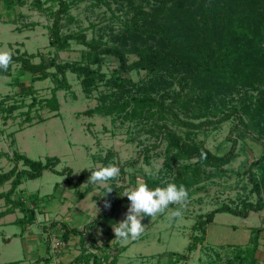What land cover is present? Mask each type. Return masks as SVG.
I'll list each match as a JSON object with an SVG mask.
<instances>
[{
    "label": "rangeland",
    "instance_id": "rangeland-1",
    "mask_svg": "<svg viewBox=\"0 0 264 264\" xmlns=\"http://www.w3.org/2000/svg\"><path fill=\"white\" fill-rule=\"evenodd\" d=\"M11 8L6 7V0H0V49L15 53L17 50L37 54L33 62H39L41 56L57 55L59 61L86 62L84 53L87 48L75 41L71 42L68 50L57 52L49 44L50 26L53 19L46 9L39 10L37 1L43 3V8H58L57 0H10ZM70 12L73 20L63 21V32L84 31L89 39H102L109 45H115L127 52L130 61L138 58L134 51L145 43L152 44V40L131 31L129 28L133 10L126 0H109L110 6L98 0H71ZM146 9H152L158 4L156 0H134ZM191 6L196 10L201 0H173ZM50 8V9H49ZM8 11V12H7ZM18 64L13 63L11 75L0 76V100L6 98V104L14 101L22 102L23 107L16 109L5 121L4 112L0 110V172L8 171L14 161L6 154L13 155L18 150L36 159L47 156H59L61 163L58 169L70 166L73 169L72 177L77 181L83 170L96 169L102 166V159L108 150L115 153L113 163L119 168L130 160L139 158L136 164L126 165L125 174L118 180L109 181V184L133 188L138 182H145L146 177L160 178L169 182L175 174L176 166L164 164L167 141L157 149L152 150L146 157L142 148L156 142V136L150 132L152 121L147 119L129 121L121 114L113 115H87L90 108L102 103L115 101V87L107 84L119 68L113 56H106L101 67L105 75L103 81L90 95H87L81 85V79L74 73L68 72L71 91L58 92L61 102L59 113L48 108L39 107L31 109L32 124L25 121L24 114L34 97L43 98L51 96L54 82L51 78L37 81L32 84L29 73L19 74ZM130 78L120 100H126L131 95H142L149 91L158 96L164 91L162 86L170 91L179 90L177 79L169 73L148 74L145 70L132 71L124 74ZM21 79L19 83L18 80ZM261 92V91H260ZM197 93V94H196ZM191 93V109L189 116L197 113L194 107L199 104L202 92ZM258 89H243L239 93L232 92L227 95L230 104L239 105L245 94L257 96ZM111 94V95H110ZM262 94V92H261ZM111 97H107V96ZM219 105L221 104L218 100ZM211 110L213 106L210 104ZM181 116L185 112L179 109ZM44 121H40V117ZM204 118H193L196 122ZM178 132L184 134L186 129L169 122ZM235 120H230L218 126L203 127L192 131V136L198 142H203L213 152L224 154L231 147L227 136ZM264 140V134L262 135ZM260 143L247 138L240 140L237 158L220 169H213L210 177L204 179L188 193L186 207L178 218H169L170 213L178 205H169L165 214L155 218L143 217L144 232L137 239L121 241L116 239L113 227L108 232L104 227H96L85 233L84 247L96 252L101 257L109 255L103 264H171L178 259L179 254H188L187 247L195 234L197 220L205 217L215 208L229 204L241 207L246 200L255 201L257 195L252 190L248 166L262 153ZM19 167H23L20 163ZM148 170L152 175H148ZM90 174H86L82 184L77 190L66 183L67 175H59L50 170L44 171L42 177L27 180L22 183L12 199H21L36 211V219L25 225L15 222L24 213L15 208L13 214L0 216V264H29L37 259L54 255L51 250L52 237L63 235L62 224L65 222L71 227L77 226L80 230L92 221L104 207L102 198L104 185H94L88 182ZM11 187L10 181L0 187V193L7 192ZM151 188V187H149ZM79 192L84 196L79 197ZM129 206L130 201L125 196ZM96 204V205H95ZM10 207L4 197H0V212ZM127 210L119 214V221L124 219ZM118 221V222H119ZM260 228L259 247L257 250L258 264H264V209L251 211L247 217L236 216L231 213H217L214 221L206 226V236L198 243L197 248L188 258H181L175 264H226L233 258L240 247L249 243L252 228ZM112 234V237H110ZM92 237L94 241L92 243ZM83 244L79 235L73 234L67 240L62 251L55 254L51 264H76V258L81 254ZM106 262V263H105ZM39 264H43L40 262Z\"/></svg>",
    "mask_w": 264,
    "mask_h": 264
},
{
    "label": "trees",
    "instance_id": "trees-1",
    "mask_svg": "<svg viewBox=\"0 0 264 264\" xmlns=\"http://www.w3.org/2000/svg\"><path fill=\"white\" fill-rule=\"evenodd\" d=\"M98 1L110 6L109 0ZM126 1L133 10L129 25L131 31L136 32L144 40L153 41L152 44L145 43L135 50H130L137 54V59L130 61L127 52L120 47L109 45L102 39H89L84 31L64 33L63 21L74 19L70 12L71 0H57L58 8H49L50 10L43 8V3L37 1L39 10L46 9L53 19L49 34L50 46L59 52L68 50L71 42L75 41L87 48L84 53L86 62L59 61L57 55L48 58L42 54H40L39 62H33L32 58L37 54L17 50L11 53L12 63L8 69L6 71L0 69V76L11 75L13 63H16L19 65V74L31 75V85L48 78L53 80L51 96L43 98L35 96L29 104V109L21 112L26 115L25 121L32 124L31 109L37 105L59 113L61 102L58 92L72 90L68 72L76 74L81 79L83 91L90 95L105 77L101 72L105 57L113 56L119 68L106 80V83L115 87V91L112 92L116 96L115 101L99 104L86 110L85 113L90 116L95 113L121 114L129 121L143 119L152 121L150 132L156 136V142L145 146L142 151L147 157L152 150L160 147L162 141H167L164 164L172 166L179 162L174 177L169 182L177 186L184 185L188 193L204 179L210 177L213 169L224 168L237 158L240 140L250 138L262 145L261 155L250 163L246 170L257 199L246 200L241 207L221 205L197 220L194 228L201 234L193 236L187 247L188 254L177 255L178 259L175 258V261L171 262L175 264L181 258H188L189 254L197 248L198 243L204 240L206 226L214 221L217 213L226 212L247 217L251 211L264 209V140L262 139L264 134V0H201L196 10L182 3H175L173 0H156L158 4L152 9H146L134 0ZM11 4L10 0H6L7 9L11 8ZM1 17L0 13V19ZM142 70L148 74L169 73L177 79L179 90L172 92L166 86H162L164 91L157 97L146 91L142 95L133 94L126 100H120L127 89L126 85L131 81L124 74ZM18 82L20 83L21 79ZM243 89H258L259 93L257 96L245 94L246 97L241 99L240 106L230 104L231 101L227 99V95L232 92L239 93ZM197 91L202 93L197 97L199 104L194 106L198 112L192 117L204 119L196 122L189 116V110L191 109V93L195 94ZM6 98L8 97L0 100V110L4 112L5 121L16 109L24 105L17 101L6 104ZM218 100L220 105L217 103ZM179 109L185 112L184 117L181 116ZM39 117L40 121H44L42 116ZM230 120H235L227 136L231 147L224 154L213 152L203 142L196 141L192 136V131L203 127L217 128ZM169 122L185 128V133L178 132ZM202 152L204 156L201 155ZM6 155L14 161V164L8 171L0 172V187L8 181L11 187L7 192L0 193V197H4L10 207L1 211L0 216L19 208L24 215L16 221L25 225L36 219V211L19 198L12 199V195L22 183L38 179L43 176L44 171L50 170L59 175H67L66 183L70 188L77 190L85 175H91L90 170H94H83L78 180L74 181L73 169L70 166L57 168L61 163L59 156H47L45 160L36 159L16 149L12 156ZM114 156L115 153L108 150L102 159V166L114 164ZM138 161L139 158H136L123 163L120 166L121 174L126 173V165H134ZM20 163L23 166L21 168ZM145 182L149 187L155 188L163 180L146 177ZM110 186L114 188L113 191L103 196L104 187L102 195L104 201H110L111 206L108 211L101 209L98 215L85 225L84 230H80L77 226L71 227L65 222L62 224L64 230L62 239L66 245L73 234L79 235L83 244L81 254L75 260L76 264H103L110 257L109 255L101 257L84 247L85 233L90 234L96 227H104L111 232L113 225L119 221V214L128 209L125 196H121L126 186L124 184H110ZM83 196L84 193L79 192V197ZM260 235V228H252L249 243L240 247L226 264H258L257 250ZM93 242H95L94 237H92ZM53 258L54 255L50 253L29 264L40 262L51 264Z\"/></svg>",
    "mask_w": 264,
    "mask_h": 264
},
{
    "label": "clouds",
    "instance_id": "clouds-1",
    "mask_svg": "<svg viewBox=\"0 0 264 264\" xmlns=\"http://www.w3.org/2000/svg\"><path fill=\"white\" fill-rule=\"evenodd\" d=\"M11 63V52L0 49V69L6 71ZM201 155L204 156V153L202 152ZM90 171L88 182L94 185H104L105 194L103 196H106L114 189L110 186L109 181L118 180L121 170L116 164L110 163ZM148 175H152L150 170H148ZM121 196H126L130 204L124 219L113 225V232L116 239L127 241L137 239L143 234V217L155 218L157 215L165 214L169 205H178L170 213L169 218L180 217L188 201V190L184 185L177 186L170 182H165L163 187L155 188H149L146 182H138L135 187L125 189ZM110 206V201L105 200L104 207L110 208Z\"/></svg>",
    "mask_w": 264,
    "mask_h": 264
},
{
    "label": "built area",
    "instance_id": "built-area-1",
    "mask_svg": "<svg viewBox=\"0 0 264 264\" xmlns=\"http://www.w3.org/2000/svg\"><path fill=\"white\" fill-rule=\"evenodd\" d=\"M51 243L52 250L55 251L54 255L61 252L62 248L66 246V242L62 239L61 235H54Z\"/></svg>",
    "mask_w": 264,
    "mask_h": 264
},
{
    "label": "crops",
    "instance_id": "crops-1",
    "mask_svg": "<svg viewBox=\"0 0 264 264\" xmlns=\"http://www.w3.org/2000/svg\"><path fill=\"white\" fill-rule=\"evenodd\" d=\"M13 212H14V211H13ZM13 212H12V214H13ZM7 215H8V214H6V215H4V216H7ZM4 216H3V217H4ZM0 218H1V217H0ZM18 218H19V217H18ZM18 218H17V219H18ZM17 219H16V220H17ZM15 222H17V221H15Z\"/></svg>",
    "mask_w": 264,
    "mask_h": 264
}]
</instances>
